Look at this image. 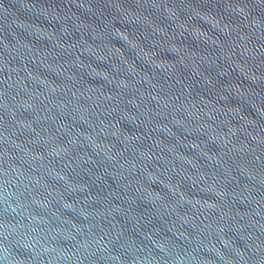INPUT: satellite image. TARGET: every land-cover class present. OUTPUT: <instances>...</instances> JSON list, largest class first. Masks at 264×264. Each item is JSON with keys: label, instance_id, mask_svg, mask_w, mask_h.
Returning <instances> with one entry per match:
<instances>
[{"label": "water", "instance_id": "obj_1", "mask_svg": "<svg viewBox=\"0 0 264 264\" xmlns=\"http://www.w3.org/2000/svg\"><path fill=\"white\" fill-rule=\"evenodd\" d=\"M0 264H264V0H0Z\"/></svg>", "mask_w": 264, "mask_h": 264}]
</instances>
